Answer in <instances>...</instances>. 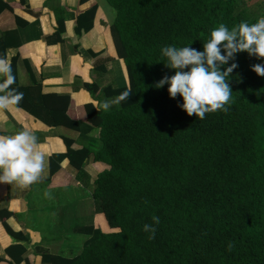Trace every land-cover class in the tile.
<instances>
[{
  "label": "trees",
  "instance_id": "trees-1",
  "mask_svg": "<svg viewBox=\"0 0 264 264\" xmlns=\"http://www.w3.org/2000/svg\"><path fill=\"white\" fill-rule=\"evenodd\" d=\"M21 1L25 5L26 0ZM106 1L115 11L110 32L129 83L116 91L100 90L96 84L85 87L92 96L99 93L98 103L102 96L116 97L124 90L130 91L129 96L115 111L106 112L94 104L84 107L87 134L95 131L101 142L97 152L62 140L66 159L78 171L82 172L86 159L108 167L87 187L97 214L117 231L96 230L73 260L48 256L43 261L264 264V76L251 70L264 58L235 54L229 64L235 62L237 67L226 77L232 91L227 111L206 113L202 120L178 107L182 98H170L168 85L156 87L165 75L174 74L165 66L161 47L202 51L210 31L219 24L231 29L241 21L253 23L264 16L261 2ZM8 8L3 4L0 13ZM75 32L80 38L84 35L82 29ZM80 46L74 44L76 52ZM11 66L16 76L12 87L23 94L19 104L24 110L53 128L80 131L70 97L43 94L40 85L20 88L17 59ZM50 170L49 185L57 175L66 176L55 158L50 160ZM152 216L159 217L160 223L149 239L142 225L152 223Z\"/></svg>",
  "mask_w": 264,
  "mask_h": 264
},
{
  "label": "crops",
  "instance_id": "crops-1",
  "mask_svg": "<svg viewBox=\"0 0 264 264\" xmlns=\"http://www.w3.org/2000/svg\"><path fill=\"white\" fill-rule=\"evenodd\" d=\"M3 4L9 8L0 13V57L10 65L17 59L20 88L40 85L43 94L70 97L80 131L53 128L20 104L0 109V135L31 130L45 153L38 182L23 188L0 184V264H46L48 256L73 260L94 238L98 217L103 219L84 183L93 184L108 167L86 159L80 173L66 159L62 138L97 152L101 142L95 131L87 134L84 107L115 97L104 95L98 103L99 93L92 96L85 86L96 84L112 91L128 87L110 32L115 16L106 0H26L25 5L21 0H0V9ZM81 29L80 38L75 31ZM77 42L80 52L74 48ZM119 108L120 104L112 105L106 112ZM51 158L66 174L65 183L60 182L62 175L47 183Z\"/></svg>",
  "mask_w": 264,
  "mask_h": 264
},
{
  "label": "clouds",
  "instance_id": "clouds-1",
  "mask_svg": "<svg viewBox=\"0 0 264 264\" xmlns=\"http://www.w3.org/2000/svg\"><path fill=\"white\" fill-rule=\"evenodd\" d=\"M166 58V67L174 70V74L165 75L156 87L168 85L170 98L179 95L182 103L178 104L187 115L193 114L203 119L206 113L217 110L227 111L230 103L231 89L228 84L229 73L237 67L235 54L247 52L257 59L264 58V16L253 23L241 21L229 29L223 23L214 27L202 51L189 46L176 47L166 45L160 49ZM228 65L221 70L222 66ZM258 76H264V63L251 67ZM16 83L10 63L0 57V109L18 105L23 98L12 85ZM128 90L120 92L115 98L106 99L99 105L104 111L112 105H119L129 96ZM45 165V153L39 149L36 135L23 129L13 135H0V184L15 183L27 187L41 179ZM45 197L50 193L45 192ZM152 223L142 225V231L152 239L156 233L159 217L152 216Z\"/></svg>",
  "mask_w": 264,
  "mask_h": 264
},
{
  "label": "rangeland",
  "instance_id": "rangeland-1",
  "mask_svg": "<svg viewBox=\"0 0 264 264\" xmlns=\"http://www.w3.org/2000/svg\"><path fill=\"white\" fill-rule=\"evenodd\" d=\"M253 1H258V0H253ZM259 2H261V6H262V9H264V0H259ZM247 5H249V1H247ZM112 12L114 13V16H115V11L112 9ZM120 64H121V66H122V69H123V75H124V80H125V82L127 83V85H128V78H127V74H126V69H125V65H124V63H123V61H121L120 60ZM101 164V163H100ZM64 173V172H63ZM80 173H82V172H80ZM65 174V173H64ZM65 179V178H64ZM62 180V181H64V183H65V181L67 180V178H66V180ZM62 181H60V182H62ZM85 187L86 188H88L87 187V185H89V186H91L90 184H88V182L86 181L85 183ZM63 185H65V184H63ZM89 189V188H88ZM98 215H100V214H98ZM103 217V219H101V217L99 216L98 217V225H97V227H98V230H100L101 232H103V233H114V232H116L117 230H112V229H110L109 228V226L107 225V223H106V221H105V219H104V216H102Z\"/></svg>",
  "mask_w": 264,
  "mask_h": 264
}]
</instances>
